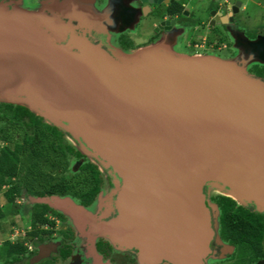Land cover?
<instances>
[{
	"label": "water",
	"instance_id": "95a60500",
	"mask_svg": "<svg viewBox=\"0 0 264 264\" xmlns=\"http://www.w3.org/2000/svg\"><path fill=\"white\" fill-rule=\"evenodd\" d=\"M78 12L95 19L76 0L51 10L0 2V102L27 108L109 167L116 215L89 221L91 208L68 197L29 202L135 249L139 264H202L218 211L205 187L264 213V80L235 61L158 44L111 55L74 33ZM247 53L264 65V52Z\"/></svg>",
	"mask_w": 264,
	"mask_h": 264
},
{
	"label": "flooded vegetation",
	"instance_id": "af4514ba",
	"mask_svg": "<svg viewBox=\"0 0 264 264\" xmlns=\"http://www.w3.org/2000/svg\"><path fill=\"white\" fill-rule=\"evenodd\" d=\"M63 1L0 0L8 6L16 3L29 10L44 6L51 10L56 2ZM191 1L76 0L78 6L83 4L84 8H91L95 19H88L84 13L78 12L71 26L76 35L85 37L111 55L158 44L168 46L177 54L214 56L235 61L249 75L264 80V65L250 63L243 58L246 51L248 55L264 52V26L255 24L256 18L264 16V0ZM96 4L101 7L98 13L94 10ZM49 15L53 16V13ZM64 20L67 22V19ZM112 35L115 36L112 38ZM2 104L7 103L0 102ZM73 147L79 156L69 154L65 171L59 168L52 174L56 178L66 177L71 185L70 193L31 196L22 191L20 197H15L16 204L19 203L17 199L32 205L29 202L31 198L68 197L84 208H91L87 218L89 221L92 217L106 215L103 220L108 221L116 215L115 196L112 193L117 177L109 167H103L93 157L81 152L78 144ZM84 163L92 165L97 172L98 190L93 196L87 192L91 187L81 182L84 172L80 168ZM204 193L207 202L215 205L218 211H211L213 236L202 264H264V213L257 212L252 205H238L215 189L205 187ZM223 199H229L233 204ZM220 207L226 209L221 210ZM239 207L243 211L238 210ZM48 208L44 215L48 221L46 226L34 231L28 224L15 239L22 241L27 248V253L15 264H30L40 252L44 258L34 264H139L135 249L119 250L107 239L91 233L89 227L79 230L67 216ZM21 212H24L23 217L30 214L26 209H19L18 213ZM238 224H246L249 230L257 227L258 231H250L248 236L239 234L236 230ZM32 232L37 234L31 236ZM158 264L168 263L162 261Z\"/></svg>",
	"mask_w": 264,
	"mask_h": 264
},
{
	"label": "trees",
	"instance_id": "16d2710c",
	"mask_svg": "<svg viewBox=\"0 0 264 264\" xmlns=\"http://www.w3.org/2000/svg\"><path fill=\"white\" fill-rule=\"evenodd\" d=\"M0 124L3 125L0 128V146H4L0 148V222L5 217L3 207L6 204L13 205L17 210L30 211L29 222L35 231L36 228L48 224L44 215L49 208L43 204H25L18 207L15 197H20L22 191L31 196L70 193L71 185L66 177L56 178L52 174L59 168L65 171L67 156L73 154L77 157L79 153L67 142L64 133L55 126L46 124L42 118L23 106L0 105ZM15 132L20 136L19 141L13 139ZM80 169L84 172L81 182L91 187L87 192L93 196L98 190L97 172L87 163L82 164ZM12 178L15 180L11 181ZM3 188L6 190L2 191ZM223 200L231 202L229 199ZM238 210L243 211L241 207ZM243 225L245 226L242 227ZM236 230L239 234L244 233L247 236L250 231L251 233L258 231L257 227L249 230L246 224H238ZM36 234L37 232H32L30 235ZM2 244L1 264H15L27 253L22 241L5 240Z\"/></svg>",
	"mask_w": 264,
	"mask_h": 264
},
{
	"label": "rangeland",
	"instance_id": "374dc122",
	"mask_svg": "<svg viewBox=\"0 0 264 264\" xmlns=\"http://www.w3.org/2000/svg\"><path fill=\"white\" fill-rule=\"evenodd\" d=\"M191 2L194 3V0H192ZM97 4H96V6L94 5V10L98 13V12H100L101 7L100 6L98 7ZM101 4H103V3H101ZM22 5H26V4L22 3ZM257 16H259V15H257ZM255 24H257L258 27H263L264 26V16L256 18ZM114 36L115 35H112V38ZM64 138L67 140V142L70 145L75 146V144L69 139V137L65 136ZM13 139L16 141L20 140L18 132L14 133ZM17 201H19V203L16 204L18 207L22 206L23 204L24 205L26 204L25 203L26 201H23L22 199L21 200L17 199ZM0 204H1V201H0ZM3 210L5 212V217L0 222V257L1 256L3 257V248H2L3 244H2V242L5 240H8V239L11 242H14L15 239L17 238V236L22 234L21 231H25L24 229L27 227L28 224H30V222H29L30 214L28 215V217H23L22 214H24V212L18 213L17 208H15L13 205L6 204L3 207ZM0 264H1V262H0Z\"/></svg>",
	"mask_w": 264,
	"mask_h": 264
}]
</instances>
